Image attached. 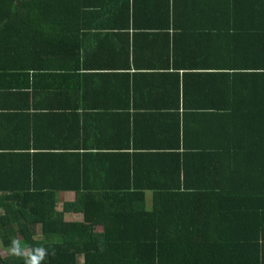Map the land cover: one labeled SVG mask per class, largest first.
I'll list each match as a JSON object with an SVG mask.
<instances>
[{"label": "crops", "instance_id": "obj_1", "mask_svg": "<svg viewBox=\"0 0 264 264\" xmlns=\"http://www.w3.org/2000/svg\"><path fill=\"white\" fill-rule=\"evenodd\" d=\"M30 15L12 36V68L0 67V203L51 192L60 210L129 183L172 191L158 184L173 186L196 148L203 163L181 173L209 180L207 145L225 143L218 105L264 84V0H61ZM201 123L205 141L191 132Z\"/></svg>", "mask_w": 264, "mask_h": 264}, {"label": "trees", "instance_id": "obj_2", "mask_svg": "<svg viewBox=\"0 0 264 264\" xmlns=\"http://www.w3.org/2000/svg\"><path fill=\"white\" fill-rule=\"evenodd\" d=\"M59 7L61 0H0V67L12 68V36L34 17L30 12ZM247 86L239 89L248 94L227 96L218 105L226 111L219 130L225 143L207 145L215 157L208 162L216 168L209 180L207 174L188 179L181 173L182 165L203 163L205 150L196 148L192 159L176 162L175 187L158 184L168 192L146 194L134 189L156 185L129 183L124 192L77 193L60 210L55 193L5 194L2 246L20 239L22 246L54 250L43 264H264V84ZM239 106L247 111L236 112ZM201 125L191 132L205 141ZM211 130L209 136L216 138L217 129ZM68 209L83 219L65 220ZM0 264L24 262L0 253Z\"/></svg>", "mask_w": 264, "mask_h": 264}, {"label": "clouds", "instance_id": "obj_3", "mask_svg": "<svg viewBox=\"0 0 264 264\" xmlns=\"http://www.w3.org/2000/svg\"><path fill=\"white\" fill-rule=\"evenodd\" d=\"M7 252L11 256L23 259L24 264H43L46 257L55 255L54 250L50 253L43 246H22L20 239H12Z\"/></svg>", "mask_w": 264, "mask_h": 264}, {"label": "rangeland", "instance_id": "obj_4", "mask_svg": "<svg viewBox=\"0 0 264 264\" xmlns=\"http://www.w3.org/2000/svg\"><path fill=\"white\" fill-rule=\"evenodd\" d=\"M7 249H8V248L3 247L2 244H1V242H0V253H1L3 256L8 255Z\"/></svg>", "mask_w": 264, "mask_h": 264}]
</instances>
